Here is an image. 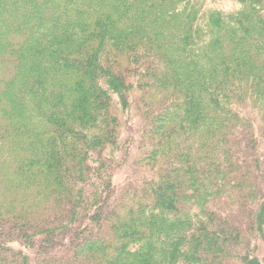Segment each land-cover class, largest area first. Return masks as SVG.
Returning <instances> with one entry per match:
<instances>
[{"label": "trees", "instance_id": "obj_1", "mask_svg": "<svg viewBox=\"0 0 264 264\" xmlns=\"http://www.w3.org/2000/svg\"><path fill=\"white\" fill-rule=\"evenodd\" d=\"M236 5L0 0V264H264V0Z\"/></svg>", "mask_w": 264, "mask_h": 264}, {"label": "rangeland", "instance_id": "obj_2", "mask_svg": "<svg viewBox=\"0 0 264 264\" xmlns=\"http://www.w3.org/2000/svg\"><path fill=\"white\" fill-rule=\"evenodd\" d=\"M215 2V6L216 7H219L221 9H224V10H230L232 8H234L236 5V0H214ZM125 174H126V171L125 169L121 170L115 177H114V183L116 185H119L121 184L124 180H125ZM261 244V249L263 252L264 251V246L262 243ZM261 252H260V256H261Z\"/></svg>", "mask_w": 264, "mask_h": 264}]
</instances>
